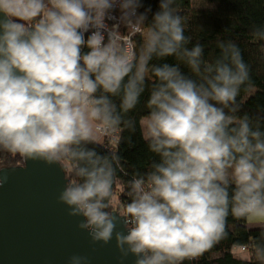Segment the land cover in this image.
Returning <instances> with one entry per match:
<instances>
[{
  "label": "clouds",
  "instance_id": "obj_1",
  "mask_svg": "<svg viewBox=\"0 0 264 264\" xmlns=\"http://www.w3.org/2000/svg\"><path fill=\"white\" fill-rule=\"evenodd\" d=\"M186 25L176 0H158L155 11L144 0H0V152L22 167L58 165L66 183L57 199L81 217L77 227L92 243L114 239L133 264L198 258L230 215L264 224V127L237 115L249 66L232 41L206 60ZM253 36L264 39V27ZM145 92L142 134L155 159L127 182L118 213L119 157L95 145L134 130L129 113ZM7 179L0 174V186ZM255 252L264 264V235Z\"/></svg>",
  "mask_w": 264,
  "mask_h": 264
},
{
  "label": "trees",
  "instance_id": "obj_2",
  "mask_svg": "<svg viewBox=\"0 0 264 264\" xmlns=\"http://www.w3.org/2000/svg\"><path fill=\"white\" fill-rule=\"evenodd\" d=\"M176 4L187 20L186 35L191 37L189 47L195 43L203 44L206 60L219 55L217 42L220 40L238 45L249 66L250 80L241 86L237 97L241 107L237 115L247 113L264 127V39L253 36L254 27H264V0H176ZM144 6H150L155 11L158 0H144ZM167 61L177 62L174 57H167ZM181 68L188 72L183 64ZM147 96L145 92L140 105L129 113L134 120V130H116L115 143L111 145L113 149L106 142L95 145L97 151L115 153L120 160L110 210L123 212L128 199L127 182L136 172H144L155 159L142 134L141 119L146 115L144 101ZM21 163L18 157L0 152V164L12 166ZM262 235L264 227L248 226L246 220L230 215L226 234L211 249L198 258L185 261V264H261L255 252V242Z\"/></svg>",
  "mask_w": 264,
  "mask_h": 264
},
{
  "label": "water",
  "instance_id": "obj_3",
  "mask_svg": "<svg viewBox=\"0 0 264 264\" xmlns=\"http://www.w3.org/2000/svg\"><path fill=\"white\" fill-rule=\"evenodd\" d=\"M21 165L0 169L8 177L0 186V264H68L72 254L86 255L88 264H133L131 255L120 259L114 239L92 243L77 227L81 217L57 199L66 183L58 165ZM117 230L125 231L122 220Z\"/></svg>",
  "mask_w": 264,
  "mask_h": 264
},
{
  "label": "built area",
  "instance_id": "obj_4",
  "mask_svg": "<svg viewBox=\"0 0 264 264\" xmlns=\"http://www.w3.org/2000/svg\"><path fill=\"white\" fill-rule=\"evenodd\" d=\"M106 139H107V145H108V147L110 146V145H112V144H114L115 143V135H114V133H111V134H109V135H107V136H104ZM110 148V147H109ZM242 249H243V247H242Z\"/></svg>",
  "mask_w": 264,
  "mask_h": 264
},
{
  "label": "rangeland",
  "instance_id": "obj_5",
  "mask_svg": "<svg viewBox=\"0 0 264 264\" xmlns=\"http://www.w3.org/2000/svg\"><path fill=\"white\" fill-rule=\"evenodd\" d=\"M143 120H144V117L141 119L142 128H143ZM99 142H106V144H107V139L104 136H101L99 138ZM109 147H110V149H113V147L111 145ZM254 226H256V224H251V227H254Z\"/></svg>",
  "mask_w": 264,
  "mask_h": 264
},
{
  "label": "crops",
  "instance_id": "obj_6",
  "mask_svg": "<svg viewBox=\"0 0 264 264\" xmlns=\"http://www.w3.org/2000/svg\"><path fill=\"white\" fill-rule=\"evenodd\" d=\"M246 224L248 226H251V224H256V226H254V227H264V224H257L255 222H250V221H247V220H246Z\"/></svg>",
  "mask_w": 264,
  "mask_h": 264
},
{
  "label": "bare ground",
  "instance_id": "obj_7",
  "mask_svg": "<svg viewBox=\"0 0 264 264\" xmlns=\"http://www.w3.org/2000/svg\"><path fill=\"white\" fill-rule=\"evenodd\" d=\"M244 248V246H242Z\"/></svg>",
  "mask_w": 264,
  "mask_h": 264
}]
</instances>
